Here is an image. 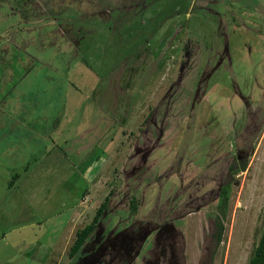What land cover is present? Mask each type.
<instances>
[{
	"label": "rangeland",
	"instance_id": "obj_1",
	"mask_svg": "<svg viewBox=\"0 0 264 264\" xmlns=\"http://www.w3.org/2000/svg\"><path fill=\"white\" fill-rule=\"evenodd\" d=\"M175 1L133 16L126 9L115 25L116 12L87 19L108 9L60 16L93 29L97 45L73 60L45 49L0 113V264H70L77 231L107 198L108 228L134 219L133 198L138 221L174 223L184 264H249L264 233V0H192V9ZM226 45L232 64L225 53L202 99V75ZM8 73L0 71L1 98L9 78L21 77ZM235 136L248 153L239 163ZM236 165L246 169L231 172ZM227 184L218 241L215 196ZM183 186L202 199L189 211L173 202Z\"/></svg>",
	"mask_w": 264,
	"mask_h": 264
},
{
	"label": "flooded vegetation",
	"instance_id": "obj_2",
	"mask_svg": "<svg viewBox=\"0 0 264 264\" xmlns=\"http://www.w3.org/2000/svg\"><path fill=\"white\" fill-rule=\"evenodd\" d=\"M56 1L27 0L20 4L18 0L16 2L14 0H0L1 20L4 19V15L11 16L12 19L14 18L15 26L21 29L19 33L20 38L23 36L22 41L18 39L19 42L12 44L7 39L8 36L2 35L0 30V63L6 56L13 60L16 58L21 63L20 65L23 69V75L17 80V83L9 78V81L13 84L11 89H18L20 87V82H23L30 72L31 62L37 61L40 63L42 61L39 58L40 54L45 49L49 50L52 55L54 53L56 58L58 57L63 60H73L74 58H78L80 54L84 55V53L94 50V46L97 45L94 30L89 27H77L75 20L63 22L60 16L65 13L67 14L66 9H108L87 15V19L89 21L95 19L96 22L100 19H109L111 21L113 12H116V19L113 25L118 24L120 19L123 20L128 16L126 9H130L131 16L135 15L138 11H147L148 9H168L166 6L168 0H71L72 4L66 7L61 6L62 0ZM191 2L192 0H176L175 9H192L193 5L191 6ZM157 5L158 8H156ZM56 9H61V12H56ZM208 9L214 8L209 6ZM69 13L80 14L75 11H70ZM33 18H36V20L40 18V21L32 23L36 21H32ZM26 34H30L31 37L34 36L36 38L37 42L33 53L26 48L31 45V40H28V36L25 37ZM5 45H7V49L2 50V46ZM64 45L67 48H62ZM14 49L20 51L21 54L14 52ZM225 53H228V59L230 64H232L228 45H226L224 53L217 55L218 59L214 68L209 73L205 72L202 75L200 83L204 80L206 81L203 92H201L199 86L198 92L202 99L206 97L207 83L210 77L217 69L223 67ZM43 56H46V54ZM131 72L134 74L135 70L133 69ZM11 73L15 75L12 71ZM11 89L9 91H12ZM0 101L3 102L0 113H5L11 108L8 99L2 101L1 98ZM251 128L254 131L253 125ZM235 139L236 150L234 156L236 163H239L243 160V157L248 156V153L244 147H238L237 136H235ZM237 168L238 166L236 165L234 169H231V172ZM221 188L222 185L215 196V200L217 201L220 198ZM187 191L188 188L186 191L184 188L183 194L175 197L173 202L179 204L180 200H182L181 209L187 207V211H189L193 204L202 202V199H193L191 193L188 194ZM168 213H172V209ZM137 216L138 212L135 215L130 213V217L134 219H131L130 223H127L121 229L108 228L103 223V219L100 220L94 232L82 245L80 251L71 257L70 264H184L183 261L181 262L184 257V244L183 248H181L180 242H178L179 237L183 236V234L175 227L174 223L168 222L165 217L162 223L154 225L155 223L149 222L151 220L146 221L141 219L138 221L139 217L137 218ZM159 216V213L156 214L153 220H158ZM126 222H128V219Z\"/></svg>",
	"mask_w": 264,
	"mask_h": 264
},
{
	"label": "trees",
	"instance_id": "obj_3",
	"mask_svg": "<svg viewBox=\"0 0 264 264\" xmlns=\"http://www.w3.org/2000/svg\"><path fill=\"white\" fill-rule=\"evenodd\" d=\"M18 1H19L18 3L22 4V2H25L27 0H18ZM14 2H16V0H14ZM3 18L4 19L2 21H0V23L6 25L7 27L4 28L3 30H1L2 35L7 36V34H11V35H14L16 37V39H20V34L19 33H20L21 29H18V27L15 26V20L13 21L14 18L12 19L11 16L8 17L6 15H4ZM16 21H17V19H16ZM13 51L16 52V53L21 54V52L17 51L16 49H14ZM2 58H3V56H2ZM20 64L21 63L18 62L16 58H14V60L11 59V58H6V60H3L1 62V64H0V71L3 74L4 73H8V71L10 73L12 71L17 76L20 77V75H23V72H22L23 69H22ZM36 64H38L37 61L31 62L30 72H29L28 75H30L32 72L34 73L32 66H34ZM37 69L38 68H36L35 71ZM17 82L18 81L16 80V83ZM7 88L9 90L11 89L9 87H7ZM19 89H21V87H19L18 90L15 92L16 96L13 95V91H9V90L7 92H5L4 95L2 96V98L4 100L5 99L9 100V106L11 104L10 101H13L16 97H20V93L21 92L19 91ZM13 90H15V89H13ZM0 93H2V92H0ZM0 99H1V97H0ZM0 108H1V105H0ZM245 169H246V165L238 166V168L236 170H234L233 172L236 173V172H239V171H243ZM230 193H231V188H230L229 184L223 186L221 188V190H220V198H219L218 204L216 206V208H217L216 224L218 225V228H219V233L217 234L218 241H221V237H222L224 229H225L224 225H223V220H224V217L226 216L227 211H228ZM108 201H109V199L107 198L106 201L99 208L98 213H97L96 217L94 218V221L91 224L87 225L84 229L77 231V236H76L75 243L70 249V257H73L76 253H78L80 251L82 245L85 243V241H87L89 236L96 229V226H97L98 222L103 219V217L105 216V213H106L107 202ZM129 208H130V213L132 215L137 214L139 205H138V200L136 198H133L130 201ZM249 264H264V233H263V236H262V239H261L259 245L255 248V250H254V252H253V254H252V256H251V258L249 260Z\"/></svg>",
	"mask_w": 264,
	"mask_h": 264
}]
</instances>
